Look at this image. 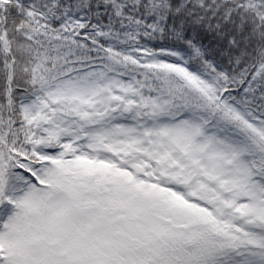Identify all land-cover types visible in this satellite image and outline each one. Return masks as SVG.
I'll return each mask as SVG.
<instances>
[{
	"label": "snow or ice",
	"instance_id": "1",
	"mask_svg": "<svg viewBox=\"0 0 264 264\" xmlns=\"http://www.w3.org/2000/svg\"><path fill=\"white\" fill-rule=\"evenodd\" d=\"M0 264H264V0H0Z\"/></svg>",
	"mask_w": 264,
	"mask_h": 264
}]
</instances>
